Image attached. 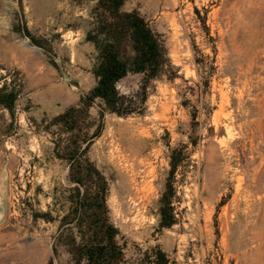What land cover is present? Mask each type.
<instances>
[{
	"label": "rangeland",
	"instance_id": "rangeland-1",
	"mask_svg": "<svg viewBox=\"0 0 264 264\" xmlns=\"http://www.w3.org/2000/svg\"><path fill=\"white\" fill-rule=\"evenodd\" d=\"M96 3L0 0V86L17 92L0 104V264H74L76 212L114 225L122 264L155 247L170 264H264V0H126L168 56L159 78L118 82L127 116L82 105Z\"/></svg>",
	"mask_w": 264,
	"mask_h": 264
},
{
	"label": "trees",
	"instance_id": "trees-1",
	"mask_svg": "<svg viewBox=\"0 0 264 264\" xmlns=\"http://www.w3.org/2000/svg\"><path fill=\"white\" fill-rule=\"evenodd\" d=\"M126 0H97L92 10L93 27L88 30L86 39L96 46L97 59L93 68L96 85L83 96L82 105L91 107L96 99L100 100L102 110L127 116L137 110L129 96L122 94L118 82L130 72L142 73L147 80L159 78L167 65L168 56L161 35L150 25L137 10L125 9ZM34 43L36 40H33ZM17 92L6 85L0 86V104L14 108ZM74 108L57 117L65 122L68 131L73 130L71 114ZM103 113V112H102ZM100 132V128L96 135ZM75 152L70 150L62 157L71 161ZM171 175L179 163L171 160ZM79 181V180H78ZM99 196V195H98ZM95 198V196L93 197ZM84 204L80 202L83 207ZM171 201L167 192L161 198V225L171 227L176 218L170 207ZM76 212L81 241L74 244L72 253L74 264H122L124 253L116 240L118 230L107 221H102L99 212ZM142 264H170L169 256L159 247L146 252Z\"/></svg>",
	"mask_w": 264,
	"mask_h": 264
},
{
	"label": "crops",
	"instance_id": "crops-1",
	"mask_svg": "<svg viewBox=\"0 0 264 264\" xmlns=\"http://www.w3.org/2000/svg\"><path fill=\"white\" fill-rule=\"evenodd\" d=\"M84 39L87 41V43H89V46H90V48H91V50H92V52H91L90 55L92 56V60H94V59H93V56L96 57V55L98 54V53H97L96 46L94 45V43L88 41L86 38H84Z\"/></svg>",
	"mask_w": 264,
	"mask_h": 264
}]
</instances>
